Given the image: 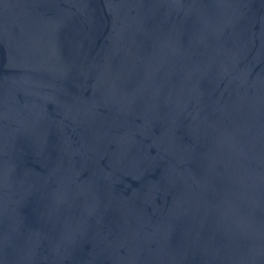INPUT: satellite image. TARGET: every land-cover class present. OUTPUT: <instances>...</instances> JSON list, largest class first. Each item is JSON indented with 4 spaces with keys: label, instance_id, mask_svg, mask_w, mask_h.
Returning <instances> with one entry per match:
<instances>
[{
    "label": "water",
    "instance_id": "1",
    "mask_svg": "<svg viewBox=\"0 0 264 264\" xmlns=\"http://www.w3.org/2000/svg\"><path fill=\"white\" fill-rule=\"evenodd\" d=\"M0 264H264V0H0Z\"/></svg>",
    "mask_w": 264,
    "mask_h": 264
}]
</instances>
